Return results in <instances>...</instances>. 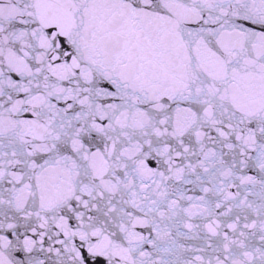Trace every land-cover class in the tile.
I'll return each mask as SVG.
<instances>
[{
  "label": "snow or ice",
  "instance_id": "1",
  "mask_svg": "<svg viewBox=\"0 0 264 264\" xmlns=\"http://www.w3.org/2000/svg\"><path fill=\"white\" fill-rule=\"evenodd\" d=\"M0 264H264V0H0Z\"/></svg>",
  "mask_w": 264,
  "mask_h": 264
}]
</instances>
